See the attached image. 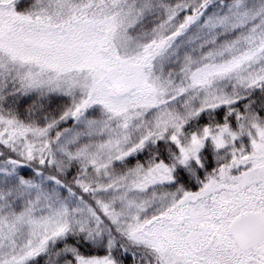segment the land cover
I'll use <instances>...</instances> for the list:
<instances>
[{
  "label": "snow or ice",
  "instance_id": "6c2138e0",
  "mask_svg": "<svg viewBox=\"0 0 264 264\" xmlns=\"http://www.w3.org/2000/svg\"><path fill=\"white\" fill-rule=\"evenodd\" d=\"M0 264H264V0H0Z\"/></svg>",
  "mask_w": 264,
  "mask_h": 264
}]
</instances>
